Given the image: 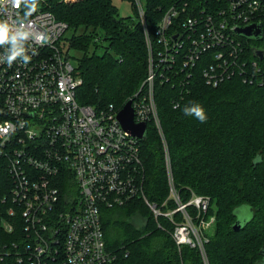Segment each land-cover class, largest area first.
I'll use <instances>...</instances> for the list:
<instances>
[{
  "label": "built area",
  "instance_id": "1",
  "mask_svg": "<svg viewBox=\"0 0 264 264\" xmlns=\"http://www.w3.org/2000/svg\"><path fill=\"white\" fill-rule=\"evenodd\" d=\"M44 3L26 17L23 2L0 0V22L32 33L17 42L27 62L9 64L13 45H0V264H110L117 254L108 248L101 214L135 199L157 219H170L178 247L199 249L209 264L211 198L192 193L185 200L176 186L156 85L180 81L189 88L199 70L213 87L236 77L264 86V46L250 45L264 42V0H181L153 33L136 0L148 71L130 99L135 121L151 124L163 143L169 195L162 203L146 194L143 140L123 128L120 109L79 101L83 79L60 45L69 24ZM251 24L261 25L260 38L238 32Z\"/></svg>",
  "mask_w": 264,
  "mask_h": 264
},
{
  "label": "trees",
  "instance_id": "2",
  "mask_svg": "<svg viewBox=\"0 0 264 264\" xmlns=\"http://www.w3.org/2000/svg\"><path fill=\"white\" fill-rule=\"evenodd\" d=\"M128 1L133 15L123 17L113 0H45V9L69 24V50L81 54L74 62L83 79L78 91L83 104L121 109L147 75L140 11L136 0ZM180 1L141 0L152 33ZM188 87L158 83L156 99L177 188L185 200L192 193L211 198L205 214L207 220L215 217L205 231L209 264H264V86L236 77L213 87L197 70ZM196 103L205 110L204 123L183 112ZM141 146L146 194L162 203L169 195L168 174L161 137L151 124ZM243 205L253 216L236 231L235 210ZM190 211L196 217V208ZM101 215L108 248L117 254L110 264H205L199 249H180L172 221L157 219L140 199Z\"/></svg>",
  "mask_w": 264,
  "mask_h": 264
},
{
  "label": "clouds",
  "instance_id": "3",
  "mask_svg": "<svg viewBox=\"0 0 264 264\" xmlns=\"http://www.w3.org/2000/svg\"><path fill=\"white\" fill-rule=\"evenodd\" d=\"M21 2L24 3L27 9L25 13L26 17L30 16L33 12L37 10L38 0H14L15 5L17 6H19ZM13 28L14 26H11L6 22H0V45H3L8 42L12 43L13 45L11 54L7 58V62L9 64L15 61L18 57L22 58L24 62H27L30 59V57L25 55V47L18 46L17 42L28 40L32 35V33L26 31L23 25H21V27H19L15 33L12 31ZM183 112L185 115L194 116L201 123L207 121V115L205 113V110L198 103L185 106L183 108Z\"/></svg>",
  "mask_w": 264,
  "mask_h": 264
},
{
  "label": "water",
  "instance_id": "4",
  "mask_svg": "<svg viewBox=\"0 0 264 264\" xmlns=\"http://www.w3.org/2000/svg\"><path fill=\"white\" fill-rule=\"evenodd\" d=\"M240 34H244L250 38H260L262 35V27L259 24H251L246 27H242L238 29ZM261 57H263V53H258ZM118 119L128 132H130L133 136H136L142 140L146 139L148 126L146 122H136L134 118V109L132 106V100L130 99L119 111ZM243 224L240 220L234 224V229L239 231Z\"/></svg>",
  "mask_w": 264,
  "mask_h": 264
},
{
  "label": "rangeland",
  "instance_id": "5",
  "mask_svg": "<svg viewBox=\"0 0 264 264\" xmlns=\"http://www.w3.org/2000/svg\"><path fill=\"white\" fill-rule=\"evenodd\" d=\"M113 3L119 8L120 11V15L123 17H128V16H132L133 15V7L130 1L128 0H113ZM43 4H39V6H42ZM67 36V34H65ZM61 40V48L62 51L64 53V55L66 53L69 52V54L71 56H73V58H77L79 57L81 54L76 51L75 49H71L69 50V44L66 41L65 37ZM250 45H257V46H264V42H258V41H251ZM147 208L148 206L146 204H144ZM237 219L240 220L242 223H245L247 220L251 219L253 216V211L251 209L250 206L248 205H243L239 208H237L235 210Z\"/></svg>",
  "mask_w": 264,
  "mask_h": 264
}]
</instances>
